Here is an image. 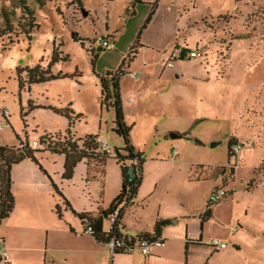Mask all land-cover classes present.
<instances>
[{"label":"rangeland","instance_id":"rangeland-1","mask_svg":"<svg viewBox=\"0 0 264 264\" xmlns=\"http://www.w3.org/2000/svg\"><path fill=\"white\" fill-rule=\"evenodd\" d=\"M131 1L81 0L79 6L73 0H41L40 6L37 0H26L37 31L29 42L23 36L18 42L13 36L0 39V110L7 112L6 122L0 115L4 122L0 147H18L25 142L30 147L33 141L38 144L45 132L64 131L66 119L50 108L69 105L82 116L74 123L77 136L105 140L111 154L124 148L122 138L111 130L113 111L100 103L99 77L117 71L121 56L130 61L134 47L138 53L128 73L133 72L135 78L126 74L121 88L125 95L148 91L146 100L127 111V119L136 122L129 130L130 145L143 157L134 201L140 203L156 181H161L164 189H171L165 203L187 196L194 203L201 200L202 211L215 178L220 176L221 187L226 190L232 183L234 190L228 188V197L215 207L214 216L203 228V240L224 241L238 256L226 253L213 264H264V0H158L144 29L156 0H144L143 5ZM0 7L9 8L8 0H0ZM19 16L16 11L14 26ZM96 36L111 37L115 48L98 51ZM176 46L202 56L171 61L168 95L163 100L161 94L156 95L162 86L158 81L165 64L161 62L170 61ZM53 51L64 59L53 64ZM36 65L76 77L19 89L17 70ZM170 131L184 136L171 140L166 133ZM230 140L242 146L235 159L227 158ZM212 143L217 145L210 147ZM174 146L177 152L171 160ZM35 158L38 165L32 163L52 190V185L59 191L56 184L68 182L70 194L77 195L78 179L74 183L56 175L54 180L38 159L42 158L51 173L60 171L59 162L45 152L36 153ZM101 168L102 181L96 185L94 197H101L107 208L116 196L113 185L120 170L111 158H106ZM178 170L193 177L200 174L198 186L182 187ZM37 193L31 191L29 196L39 197ZM53 195V211L56 213L58 206L63 214L60 197L54 190ZM68 213V218L72 217ZM7 221L8 226L13 225L10 216ZM189 225H193L189 229L192 238H198V228L193 221ZM232 242L236 244L232 246ZM204 253L201 248V259Z\"/></svg>","mask_w":264,"mask_h":264},{"label":"crops","instance_id":"crops-1","mask_svg":"<svg viewBox=\"0 0 264 264\" xmlns=\"http://www.w3.org/2000/svg\"><path fill=\"white\" fill-rule=\"evenodd\" d=\"M144 3V0H142V5ZM109 38L114 43L112 38ZM139 47L142 46L139 45ZM174 49L179 50L178 46ZM179 51L184 54L187 52L186 50ZM137 53L138 50L136 49V54L130 61H125L124 57L121 56L119 66L122 67L123 70V75L118 80V91L120 101L122 102L121 107L124 124L127 127L129 126L131 130L136 127V122L127 119L128 108L131 107L132 109V106H139L142 101L146 100L145 98L148 95V91H144L143 89L138 91L134 90L125 95L124 90L121 88V81L123 77L128 74ZM161 63L165 64L160 71L158 81L161 82L160 84L162 86L158 89L156 95L161 94V99L164 100L168 95L166 92L169 83L167 80V74H169L170 69H173V66L166 67V60ZM39 109L44 111L47 110L46 108ZM66 129H64V131L53 130V132H45L44 134H63ZM70 129L75 137L82 138L77 136V133L73 132L74 125ZM166 133L175 134L177 136L180 135L178 132L173 131ZM42 135L43 134L40 136ZM169 139L171 138L169 137ZM102 141L105 142V140ZM135 150L138 151L137 149ZM176 152L177 146L172 147L170 150L171 160H174ZM45 154L51 155L52 160L54 159L56 162H59L60 171L58 173H51V170L43 164L42 158L38 159L48 175L56 180L54 176L57 175V178L60 175L62 176L64 156L50 154L48 152H45ZM116 166H118L120 170V174L113 185L116 188L117 195L123 177L119 165L116 164ZM12 169V173L10 172V178L14 208L9 216L10 218H13V225H7L9 216L1 223L0 239L3 241L7 260L5 262H0V264H213L215 259L223 257L226 253H229L231 256H238L234 247H232L233 250L227 246V248L222 251H215L207 246V243L203 240V228L214 216V209L218 204L213 205L214 207H209L211 209V217L201 224V214L207 207V198L202 206V211L201 200L194 203L191 202L190 197L187 196L185 200L177 202L173 199L169 203H165L166 197L169 193L171 194V189L169 190V187L164 189L161 181H156L157 183L147 192V196L144 197L140 203L134 201L133 205L125 209L119 222L118 230L120 237L125 239H136V236L142 233H149L152 235L155 231H159V237L164 240L165 246L163 248L153 249L151 255L147 258H143L136 252L128 255L121 253L111 255L108 245L96 241L89 233H86L83 229L82 222L69 208L64 207L63 214L60 212L61 218L57 216L53 211L54 201L52 200V197L54 198V195L51 184L31 161L24 160L19 164L12 166ZM102 169L103 168L95 166L92 162L87 164V162L83 160L78 163L73 171L74 174L72 180H68L75 183L78 179V182L80 183L76 186L78 193L76 192L77 195L75 196L74 194H70V190H68L70 185H68V182H59L56 184L62 196L69 203L71 209L75 213H84L96 217L101 210L106 209L103 207L102 201H100L101 197H94V195L98 194L96 185L99 184V181H102ZM178 172L179 175H177V177L179 176V178H181L182 187L190 188L192 186L193 188L198 186L195 184H199L201 181L200 174L193 177L188 171L186 172V175L180 170H178ZM84 176L87 177V181H83ZM220 180V176L215 178L213 189L211 191L216 188H225L221 187ZM88 181L91 182V185H88ZM232 186V183H230L229 187H226V190L228 192V188H230L231 191L234 190L232 189ZM31 191L38 192L37 194L39 197H36V195L30 197L29 194ZM21 194H23L22 197H20ZM232 196L233 193L231 194V197ZM58 199L62 201L61 198ZM67 212H69L68 214L71 213L72 217L68 218L66 214ZM160 220L167 221V223L158 227L157 222ZM192 221L195 224V227L198 228V238H192L190 235L189 229L192 228L193 225H189V223ZM157 227L158 229H156ZM107 228L108 222L105 217L102 220V231L105 232ZM186 241H188V244H186ZM234 244H236V242H232V246ZM201 248L205 250L202 259Z\"/></svg>","mask_w":264,"mask_h":264},{"label":"trees","instance_id":"trees-1","mask_svg":"<svg viewBox=\"0 0 264 264\" xmlns=\"http://www.w3.org/2000/svg\"><path fill=\"white\" fill-rule=\"evenodd\" d=\"M37 1L40 2V6H43L41 0ZM157 1L158 0L151 4V10L148 13L141 29H144L151 20ZM8 2L9 8L0 7V39L6 37L10 40L11 36H13L16 42H18V37L23 36L29 42L31 40L32 33L38 29L33 11L27 7L26 0H8ZM73 2L79 6L81 4V0H73ZM131 2L132 4L142 5V0H132ZM16 11H19L20 16L16 22V26H14V17L16 16ZM140 32L141 31L139 30L136 40H138ZM136 42V45H138V41ZM98 51H102V49H98ZM130 52H132L133 57L136 54V49L133 47L131 48ZM183 55L184 53L181 54V56ZM63 59L64 57H59L58 53L53 51L51 59L53 64ZM117 71L119 72L118 75L106 74L105 77H99L101 97L100 103L101 105L110 108L113 111L114 120L112 122V132L118 137L122 138L125 145L124 148L114 149L112 156L100 152L99 146L97 144V136L86 135L82 138H77L71 133L70 128L76 121L81 119V115L75 114L70 109V106H66L62 109L50 108L55 114L65 118L68 121V127L63 134H43L38 140V149H31L28 147L27 142H25V144H20L18 147H0V225L3 220L8 218L14 208V199L11 194L10 178L12 166L19 164L24 160H29L38 165L35 158L36 153L48 152L50 154L63 155L64 164L61 177L63 180H70L73 176V171L76 165L81 161L84 160L87 162V164L92 162L95 166L101 168L104 165L106 158H112L115 160L116 164L119 165L121 172L128 165L134 166L136 173H138L137 178L130 184H125L124 180H122L118 194L113 198L109 206L105 210H101L96 217L84 213H75L58 189L54 185H52V187L54 192L61 198L64 207L69 208L71 212L82 222L84 231L85 222H88L89 226L91 227L90 235L96 241L107 244L111 236L120 237L118 230L119 222L122 218V215L124 214L125 209L133 205L134 200L136 199L138 187L141 181V166L143 163V157L142 154L139 151H136L129 142L130 128L124 124L123 111L118 91V80L123 75V73L120 67ZM22 74H24V79L21 78ZM75 77L76 76H70L60 72L53 74L50 70V66L47 68H41L39 65H36L32 68L17 70L19 89L27 87L29 90V87L32 85ZM178 136L181 138L184 136V134ZM233 144L234 142H231V140L227 144L228 159L230 158V148ZM230 171L232 172V169H230ZM116 207H120L117 221L112 227L111 234H107L106 232L102 231V220ZM55 209L57 216L61 218L59 207L56 206ZM210 217L211 209L207 206L201 214V224ZM156 229H158V227ZM140 238H160L159 231H155V233L152 235L149 233H142L136 236V239L130 240L134 241ZM186 244H188V241H186ZM0 262L2 261L0 260Z\"/></svg>","mask_w":264,"mask_h":264},{"label":"built area","instance_id":"built-area-1","mask_svg":"<svg viewBox=\"0 0 264 264\" xmlns=\"http://www.w3.org/2000/svg\"><path fill=\"white\" fill-rule=\"evenodd\" d=\"M94 41H96L99 44V48L102 50H108V49H114V43L110 40L109 37L106 36H96L94 38ZM181 52L179 50L172 51V53L169 56V60L166 63V67H171V61L177 60L180 58H199L201 57V53L198 51H190L186 52L183 56H181ZM112 75H118V71H113L111 73ZM128 75L132 78L135 77V74L128 73ZM0 115L6 122V115L7 112L5 110H0ZM4 127V122L0 119V131ZM97 144L99 146L100 152L107 154V155H113L111 154V148L102 140L97 139ZM38 147V144L36 142H33L30 145L31 149H36ZM242 149L241 145L233 144L230 148V158L236 157L238 152ZM138 173H136L137 175ZM228 197V191L225 190V188H216L212 192L209 193L207 197V206L211 207L213 205H216L222 201H224ZM119 208L116 207L109 215L106 216L107 222H108V228L106 229L107 234H111L112 227L114 223L117 221V217L119 214ZM85 232L91 233V227L89 226L88 222H85ZM109 247L110 254L113 255L115 253H121V254H132V253H138L143 258H147L151 255V252L153 249L156 248H163L165 246V242L162 238H156V239H150V238H140L137 240H130L125 239L122 237H115L111 236L109 239V242L107 243ZM207 246L211 247L215 251H222L227 248V244L224 243L221 240L218 239H211L207 242ZM0 260L2 262H5L7 260V254L4 249L3 241L0 239Z\"/></svg>","mask_w":264,"mask_h":264},{"label":"water","instance_id":"water-1","mask_svg":"<svg viewBox=\"0 0 264 264\" xmlns=\"http://www.w3.org/2000/svg\"><path fill=\"white\" fill-rule=\"evenodd\" d=\"M169 137H170L171 139L179 138V136H177V135H175V134H170ZM216 145H217V143H212V144L210 145V147H214V146H216ZM122 172H123L122 177H123V180H124L125 184H130V183H132L133 181H135L136 178H137L135 167L132 166V165H128V166H126V167L123 169ZM166 223H167V221L160 220V221L157 222V226H158V227H161V226H163V225L166 224Z\"/></svg>","mask_w":264,"mask_h":264}]
</instances>
